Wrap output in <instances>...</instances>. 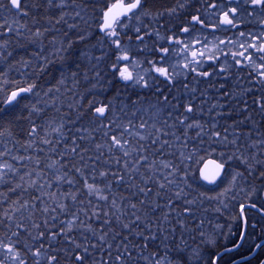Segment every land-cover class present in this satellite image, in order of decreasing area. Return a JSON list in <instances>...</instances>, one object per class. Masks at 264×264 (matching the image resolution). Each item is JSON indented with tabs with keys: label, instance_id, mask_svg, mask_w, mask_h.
I'll use <instances>...</instances> for the list:
<instances>
[{
	"label": "trees",
	"instance_id": "16d2710c",
	"mask_svg": "<svg viewBox=\"0 0 264 264\" xmlns=\"http://www.w3.org/2000/svg\"><path fill=\"white\" fill-rule=\"evenodd\" d=\"M57 1L30 0L28 11L17 18L19 22H8L7 16L0 15V159L10 162L0 173V247L7 243L20 254L21 264H158L167 260L173 264H200L191 261L187 246L209 229L210 223L205 218L197 223L195 216L192 217L193 210L187 216L189 208L184 198L179 197L181 195L170 197L169 189L158 185L159 174L145 164L158 162V157L167 155L171 167L164 175L170 174L175 183L171 190H175L177 184H182L181 190L187 189V193L188 188L195 190L188 187L191 184L207 190L199 181V166L193 165L187 157L194 146L192 132L180 134L183 155L176 149L170 152L156 145L149 152H142L148 147L135 151V139L127 141L128 152L124 153L115 138L111 143L107 141L109 129L99 132L91 126L96 117L94 105L105 102L98 90L108 85V96L115 93L114 97L121 99L120 102L125 101L133 105H127L129 109H135V86H124L115 77L118 64L114 59L115 53L123 51V46L135 42V27L131 24L115 36L100 34L101 15L115 0L78 1L76 7L90 16L85 26L87 34L84 36L82 31L76 30L73 38L76 31L65 33V40L72 41L69 55L75 56L50 63L46 56L50 48L45 46L49 37L46 32L59 27L55 25L62 18ZM0 3V11L9 10L6 0ZM144 6L146 11L150 9L160 15L173 10L176 20L169 22V28L171 41L177 42L180 38L176 33L184 27L180 20L185 16L181 0H147ZM205 7L203 5L204 11ZM185 23L192 34L198 29L196 20ZM35 31L41 32L43 37L35 39ZM94 41L104 42L107 56L99 63L94 61L91 67H95L90 69L77 55L83 43ZM152 49L157 51L153 57L156 59L161 49L156 45ZM150 50L147 51L152 52ZM98 65L109 73L104 78L92 77L99 70ZM219 66L222 77L215 78L213 85L218 88L219 99L231 100L232 107L222 114L191 112L189 116L196 115L202 125L215 122L213 126L203 127L229 128L232 134H223L226 137L223 144L216 142L221 135L216 133L212 147L221 152L220 147L226 145L229 150L223 151L226 166L238 170L240 179L260 183L264 164L250 163L249 172L246 169L248 154L254 151L246 147L245 133L250 129V121H254L253 129L264 136V113L246 104L259 98L264 105L263 80L242 62ZM103 74L104 71H100V75ZM86 79L96 80V88ZM70 81L75 84L72 88ZM163 82L157 81L159 86L146 82L150 88L145 91L142 87L136 95L162 91L167 96L169 117L184 116V107L195 106L191 102L198 98L193 99L195 93L183 100L173 84H168L170 81ZM241 82L246 85H240ZM15 89L31 91L20 96L14 105L5 107L6 96ZM39 96L40 109L35 112ZM208 158L211 157L203 160ZM203 202H197L201 206L197 209L206 211ZM233 216L231 237L226 240L220 237L221 241L210 249L201 264L256 263L255 259L244 260L249 253L247 236L252 235L258 241L264 239L260 228L264 218L253 212L252 223L256 221L259 228L249 227L243 233L246 224L251 225L249 213L245 214L246 222L237 211ZM239 241L238 249L223 252ZM203 251L205 254V249Z\"/></svg>",
	"mask_w": 264,
	"mask_h": 264
},
{
	"label": "rangeland",
	"instance_id": "374dc122",
	"mask_svg": "<svg viewBox=\"0 0 264 264\" xmlns=\"http://www.w3.org/2000/svg\"><path fill=\"white\" fill-rule=\"evenodd\" d=\"M78 1L81 0H58L55 2V4H60L58 8H60L62 18H59L55 23V25H59L58 28L55 26V29L46 32L49 37L48 44L46 43L45 46L50 47L48 51H46V56L50 63L55 60L61 61L62 57L75 56L69 55L71 53H69L70 50L68 49L72 41L65 40V36H63L65 33L70 34L76 30H80L84 36L87 34L88 27L85 26L90 16L81 8L76 7ZM221 2L222 0H219L218 4H221ZM29 3L30 0H23L19 12L11 14L9 10H2L0 11V15L7 16L6 20L8 22H19L20 20L17 18L20 19V16L28 11ZM240 3L246 6L251 3V0H240ZM144 5H146V3ZM204 5L206 6L207 4ZM145 7L146 6H143L131 18L121 21L115 29V32L118 33L127 27H131V24L135 27V42L123 46V51L118 53V55L115 53L114 56L116 65L118 64V69L115 70V77H117L123 85L125 84L124 86H135V109H129L127 107L128 103L125 101L120 102L121 99L114 97L115 93L112 97L108 96V92L110 91V85H108V87H103V89L98 90L100 97L105 98V102L102 106H106L108 110L107 115L100 119L95 117L91 126L93 125L94 129L99 132L109 129L107 131V141L111 143L114 138L115 142L118 140L124 153L128 152L127 148L129 142L127 141L135 139V151H142V147H148L142 152H149L153 148H156V145L158 146L157 148H162L170 152H172V149H176L178 154L181 153V155H183L185 154L183 148L182 150L180 149L181 144H183L181 142L183 138L180 134L183 131L184 133L191 131L192 143L194 146L187 152V157L193 165L199 166L204 157L215 158L214 155H216L217 158L219 157V160L223 163H227L224 158L226 157L224 152H229L226 145L220 147L221 152H219V149L216 150L217 148L212 147V145L215 143L213 137L216 136V133L221 134L216 142H218V144H223V141L226 139L223 134H232V132L228 130L229 128L220 126L219 130H217L211 127H203L209 125L213 126L215 122H204V125H202V120L196 115L190 117L189 113L197 112L206 115L215 111L222 114L226 113V110L232 107L231 100L225 102L219 99L220 95L218 94V88L213 85V80L215 78L222 77L219 64H222L224 67H226V64L236 61L246 64L248 68L255 72L256 76L263 80L261 86L264 89V31L260 27L263 21L261 9H255L260 15H256L250 19L243 13L242 8L239 10L238 14L235 16V20H242V22H244V20L247 19L246 23L250 22L253 24L251 30L241 38H238L237 35L233 33L227 36L223 33L215 32L214 30L198 29L196 31L198 33L197 35H186V42L183 41L181 45V31L183 30L181 29L180 32L176 33L180 39L172 46L169 44L172 38L169 22L176 20L173 10L160 15L147 8L146 11ZM209 7L212 8V6ZM209 7H205V9L208 11ZM213 11H215V8H213L211 12ZM149 12L151 14H149ZM220 26L222 27V25ZM236 29H234V31ZM223 30L226 31L227 28L223 27ZM78 31L73 33V38L77 35ZM42 37L41 32L36 33L35 31V39ZM151 41H155V43ZM196 41L199 43V52L202 54L199 62H193L189 55L192 49L191 44ZM154 45L159 46L161 49V53L156 59H153L154 52H157L152 49ZM104 46V42L99 41L89 42L88 44L83 43L79 54L80 56L77 55L78 60L86 62L90 69H94L95 66L93 68L91 67V65L95 64L94 61L99 63L106 59L107 51ZM150 48L152 52L147 51ZM166 49L167 51H165ZM172 51L174 52L171 53ZM124 56H127L128 59H123L122 57ZM124 66L127 67L128 72L131 74V80H123L120 77L121 68ZM96 68H99V70L95 71L92 77L104 78L109 74L102 65H98ZM156 68L166 69L170 79H166L164 76L157 73L155 71ZM193 69H195V71H193ZM100 71H104V74L100 75ZM86 80L96 88V80ZM159 80L164 81L163 83L167 82V80L170 81L171 83L168 84H173L174 89L183 97V100L189 99L193 93H195L193 99L197 96L198 98L196 101H191L195 105L193 108L190 106L192 110L188 111L187 107H184V116L169 117V107H166L168 100L165 93L157 90L153 94L147 92L146 95H136V92L140 91L139 89H142V87L145 91H147V88H150L146 86V82L159 86L156 84ZM70 83H72L70 86V88H72L75 84H73L72 81H70ZM89 85L90 84L87 86ZM240 85H246V83L241 82ZM32 96L35 97V94ZM39 100L41 101L40 96L33 109L35 112H38L40 109ZM55 104L60 105V102H53V105ZM246 104H251L264 113V105L259 98L248 101ZM99 106L100 105L95 104L93 112ZM171 110H173V108H171ZM253 122L254 121H250V129L247 128L249 131L245 133L247 140L246 147L254 151L248 154L250 158L247 167L251 165L250 163L254 162L260 166L264 164V138H261L264 136L259 135V131L253 129ZM231 137H228V139ZM166 156L167 155H161L158 157V162H145V164L159 174L160 180L158 185L169 189L170 193H172L170 197L181 195L179 197L184 198L189 208V211L186 213L187 216L190 215L193 210L195 213L192 217L195 216L193 219L197 223H202V218H205L206 221L210 223V228L202 231L203 233L198 235L196 241L194 240V243L187 246L191 261L201 264L209 254L208 252L211 251L210 249H213L215 245L221 241L220 237H222L223 240L231 237L230 230L233 229L232 224L234 223L233 215L235 211L239 213L240 207L243 204L256 203L264 206L262 200L264 177L259 180L260 183H256L254 179L251 181L247 178L242 180L240 179L241 174L238 170L227 168L224 178L215 187H208L206 188L207 190H201L191 184L188 187L195 190L188 188L187 193V189L185 191L181 190L182 187H184L182 184H177L175 190H171V185L175 183L170 174L164 175V173L166 174L170 171L171 167L170 161L167 159L169 156ZM8 163L10 162L0 159V173L2 169H7L9 167ZM237 166L239 168H244L240 165ZM246 169L249 172L250 167ZM201 201H204L202 207L206 205V211L203 208H200L201 211L197 209L201 207L197 202ZM203 213L206 215H203ZM244 213L246 214V212ZM252 225L259 228V226L256 225V221L253 222ZM248 227L251 226L248 225L247 230ZM260 228L263 229L264 233V219L261 221ZM247 238L250 244L255 240L252 235H248ZM9 244L10 246L12 245V243ZM204 249L205 254L203 253ZM19 257H21L20 254L13 248H10L7 243L1 245L0 264H21ZM162 262H158V264H173V261L168 260L164 263Z\"/></svg>",
	"mask_w": 264,
	"mask_h": 264
},
{
	"label": "flooded vegetation",
	"instance_id": "af4514ba",
	"mask_svg": "<svg viewBox=\"0 0 264 264\" xmlns=\"http://www.w3.org/2000/svg\"><path fill=\"white\" fill-rule=\"evenodd\" d=\"M146 1L147 0H142V6L146 3ZM181 2L182 10H184L185 12V16L183 17V19L180 17V20H182L184 24V27L182 28L183 30L181 31V45L183 41L186 42V35L195 36V34L197 33L196 31L198 29L214 30L215 32H220L227 36L233 33L236 34L238 38L245 36L251 30L253 24H251L250 22L246 23L247 19H245L244 22H242V20H235V16L238 14L241 8L243 9V13L247 16L248 19L255 17L256 15H260V13L255 11V9L260 8L263 16V21L261 22L260 27L264 31V10H262L261 6L252 5L251 3L247 4L246 6H243L240 3V0H222L221 4H218L219 0H181ZM204 4H207V7L212 6V8L209 7L208 11H204ZM213 8H215V11L211 12ZM225 14H227L228 18L232 20L231 24L223 22ZM194 20H196L199 25H197L198 29H194L195 33L192 34L191 30L187 29L185 22L187 21L191 23ZM219 22L222 27L219 25ZM223 27L227 28V30H223ZM185 29H187V31H185ZM234 29L236 30L234 31ZM175 42L176 40H172L169 44L172 45ZM191 45L192 49L190 50L189 55L193 62H199V59L202 57V54L199 52V43L198 41H196L193 42ZM258 244L259 242H256L253 245L249 246V253L247 254L248 256L245 258L248 261H252L253 259H255V264H264V244H261L259 245V247H257Z\"/></svg>",
	"mask_w": 264,
	"mask_h": 264
},
{
	"label": "snow or ice",
	"instance_id": "6c2138e0",
	"mask_svg": "<svg viewBox=\"0 0 264 264\" xmlns=\"http://www.w3.org/2000/svg\"><path fill=\"white\" fill-rule=\"evenodd\" d=\"M140 3H141V0H135V3H130L126 8H124V6L122 4L114 5V7L115 8H122L123 12L127 13V12L132 11L133 9H136L140 5ZM251 3L253 5L261 6L262 10H264V0H251ZM12 5L15 6L16 8H19L20 7L19 0H12ZM112 11L113 10L110 8V9H108V11H106L104 13V23H103V26L101 28V31H105V34L108 35V36H115L116 35L115 30L106 31V30L112 29L113 22L116 19L115 16H110V13H112ZM223 22L227 23V24H231L232 20L228 18L227 14H225ZM185 31H187V29H185ZM116 43H118V41H116ZM165 51H167V50H165ZM122 58L125 59V60L128 59L127 56H124ZM155 71L157 73H159L161 76H164L166 79H170L166 69H164V68H156ZM193 71H195V69H193ZM120 77L123 80H131L132 79L131 74L127 73L126 69L120 71ZM137 82H139V81H137ZM28 91H31V89H20L19 91H12L11 94L6 98L5 102L10 105L14 101H16L17 97L20 95V92H28ZM191 110H192L191 107H189L188 111H191ZM96 111L98 113H100V114H103L105 109L103 107H99V108L96 109ZM117 143H118V141H117ZM215 167H216L217 170H220V169H223L224 164L223 163L216 164ZM201 175L203 176V178L205 180L208 181V183L213 184L216 181V176L219 175V171H217L212 176H208V175H206L204 173H201ZM89 188H91V185H89ZM257 247H259V246H257ZM76 259L80 260L81 257H77Z\"/></svg>",
	"mask_w": 264,
	"mask_h": 264
},
{
	"label": "water",
	"instance_id": "95a60500",
	"mask_svg": "<svg viewBox=\"0 0 264 264\" xmlns=\"http://www.w3.org/2000/svg\"><path fill=\"white\" fill-rule=\"evenodd\" d=\"M20 3H21V0H19V5H20ZM130 3H135V0H132V1H130V2H128V3H125V2H123V1H121V0H117V1H115V2H113L110 6H108L107 7V9L102 13V17H101V25H100V27H99V32L100 33H104L105 31H101V28H102V26H103V23H104V13L106 12V11H108V9H112L113 11H112V13H110V16H115L116 17V19H115V21L113 22V26H112V29L114 28V26H115V24H116V22L119 20V19H122V18H126V17H128V16H130L132 13H134L137 9H138V7L136 8V9H133L132 11H130V12H127V13H124L123 12V9L122 8H115L114 7V5H117V4H122L123 6H124V8H126ZM9 6L12 8V10H14V11H18L19 10V8H16L15 6H13L12 5V0H9ZM112 29H109V30H106V31H110V30H112ZM126 69V68H125ZM127 70V69H126ZM20 89H16V90H14V91H19ZM26 92H20V95L17 97V99H16V101L19 99V97L20 96H22L23 94H25ZM11 94V92L9 93V95ZM8 95V96H9ZM7 96V97H8ZM16 101H14L12 104H7L6 102L4 103V106L5 107H9V106H12ZM104 108V107H103ZM105 109V111H104V113L103 114H100V113H98L97 111H96V114L98 115V117H104L105 116V114H106V108H104ZM216 164H220V162L219 161H217V160H215V159H207V160H205L202 164H201V166L199 167V170H198V176H199V179H200V181H202L204 184H206V185H214V184H216L219 180H220V178L222 177V175H223V173H224V170H225V165H224V167H223V169H220V170H217L216 169V167H215V165ZM217 171H219V175L218 176H216V181H215V183H213V184H210V183H208V181L207 180H205L204 178H203V176L201 175V173H204V174H206V175H208V176H212V175H214ZM245 207V206H244Z\"/></svg>",
	"mask_w": 264,
	"mask_h": 264
},
{
	"label": "bare ground",
	"instance_id": "6f19581e",
	"mask_svg": "<svg viewBox=\"0 0 264 264\" xmlns=\"http://www.w3.org/2000/svg\"><path fill=\"white\" fill-rule=\"evenodd\" d=\"M1 1H3V0H1ZM7 1V3H8V9H9V12H11V13H17L16 11H14V10H12V8L9 6V0H6ZM1 4V3H0ZM2 26V24L0 23V27ZM82 63V62H81ZM244 213H243V211H240L239 210V215L240 216H242Z\"/></svg>",
	"mask_w": 264,
	"mask_h": 264
}]
</instances>
